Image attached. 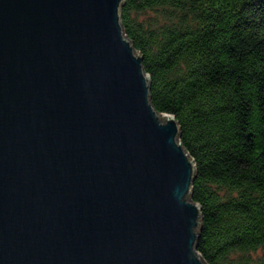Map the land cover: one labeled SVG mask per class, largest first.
Returning a JSON list of instances; mask_svg holds the SVG:
<instances>
[{
	"label": "water",
	"instance_id": "water-1",
	"mask_svg": "<svg viewBox=\"0 0 264 264\" xmlns=\"http://www.w3.org/2000/svg\"><path fill=\"white\" fill-rule=\"evenodd\" d=\"M122 2L0 0V264H206Z\"/></svg>",
	"mask_w": 264,
	"mask_h": 264
},
{
	"label": "trees",
	"instance_id": "trees-1",
	"mask_svg": "<svg viewBox=\"0 0 264 264\" xmlns=\"http://www.w3.org/2000/svg\"><path fill=\"white\" fill-rule=\"evenodd\" d=\"M120 21L195 163L197 251L264 264V0H123Z\"/></svg>",
	"mask_w": 264,
	"mask_h": 264
}]
</instances>
